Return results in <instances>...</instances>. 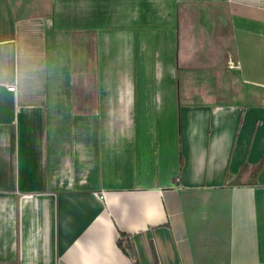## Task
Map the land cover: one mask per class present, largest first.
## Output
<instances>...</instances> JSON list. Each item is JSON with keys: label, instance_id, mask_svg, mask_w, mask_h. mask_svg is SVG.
<instances>
[{"label": "crops", "instance_id": "1", "mask_svg": "<svg viewBox=\"0 0 264 264\" xmlns=\"http://www.w3.org/2000/svg\"><path fill=\"white\" fill-rule=\"evenodd\" d=\"M262 263L264 0H0V264Z\"/></svg>", "mask_w": 264, "mask_h": 264}, {"label": "trees", "instance_id": "2", "mask_svg": "<svg viewBox=\"0 0 264 264\" xmlns=\"http://www.w3.org/2000/svg\"><path fill=\"white\" fill-rule=\"evenodd\" d=\"M119 244L126 253L133 255V245L130 239L125 234L121 235Z\"/></svg>", "mask_w": 264, "mask_h": 264}, {"label": "built area", "instance_id": "3", "mask_svg": "<svg viewBox=\"0 0 264 264\" xmlns=\"http://www.w3.org/2000/svg\"><path fill=\"white\" fill-rule=\"evenodd\" d=\"M8 88H9L10 90H12V91H16V86H15V84H10V85H8ZM262 264H264V263H262Z\"/></svg>", "mask_w": 264, "mask_h": 264}]
</instances>
